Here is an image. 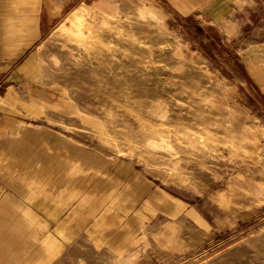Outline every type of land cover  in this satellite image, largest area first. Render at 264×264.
<instances>
[{
    "label": "rangeland",
    "instance_id": "rangeland-1",
    "mask_svg": "<svg viewBox=\"0 0 264 264\" xmlns=\"http://www.w3.org/2000/svg\"><path fill=\"white\" fill-rule=\"evenodd\" d=\"M187 1L42 0L39 36L11 61L29 7L2 0L0 143L33 131L47 153L75 147L107 185L83 206L70 187L21 196L38 238L0 264H264V92L251 77L264 0ZM6 162L0 204L21 198ZM121 167L146 184L138 197L116 185Z\"/></svg>",
    "mask_w": 264,
    "mask_h": 264
},
{
    "label": "crops",
    "instance_id": "crops-1",
    "mask_svg": "<svg viewBox=\"0 0 264 264\" xmlns=\"http://www.w3.org/2000/svg\"><path fill=\"white\" fill-rule=\"evenodd\" d=\"M41 1L42 0H17L18 10H20V7L24 4L29 7V12L27 14L25 13L23 20H19L18 23H16L18 24V29L16 28L17 35L21 32V36L24 38L19 37V40L22 41L14 43L17 52L13 57L11 56V61L19 57L32 41L39 36L37 26L39 21V3ZM187 2L191 1L188 0ZM183 6L188 10L189 5ZM2 7V0H0V12H2ZM47 8L49 13L52 12V5L48 2ZM8 35L11 37L12 34L9 33ZM1 38L0 36V42ZM2 59L6 60V56H2ZM34 61L35 54L31 55L24 65L32 64ZM5 70H7V66L0 68V73ZM251 77L261 84V88L264 92V66H258L256 71H252ZM46 142V136L35 134L33 131H26L21 140L0 143V156L7 161L4 167H2V181L7 187L12 189L20 197H25V194L31 193L34 187L42 186L48 191L53 190L57 196L60 194V189H67L70 187L78 192L81 191L86 193L84 199L80 201L79 206H83L91 197L93 198L99 193H102V191H105V186L107 185L106 180L99 182L95 180V176L92 173L97 171L98 168H101V165L99 163H94V158L90 153L84 151L77 152L75 147H68L69 151L67 144H65L62 150L56 149L57 152L47 153L45 146L46 144L48 145V143ZM59 151L64 153V158H66V155L69 153L75 161H78V164L80 161V165H69L67 160L60 159L62 157ZM79 166L80 168L77 169ZM84 167L91 170L90 174L86 177L80 175V177H76ZM122 169L126 172L128 171L125 167H121L120 174L117 173L119 183L116 182V185L122 186V184H125L124 189L128 190L130 196L133 195V197H138L145 191L146 184L142 183L140 180L132 179L125 182ZM21 171L23 172L21 173ZM22 200V197L18 201L16 200L17 202L6 198L0 204V263L7 258L10 260L15 259L22 250L29 247V241L27 240L28 234L34 235V242L38 238L37 231H29L27 227L28 222H33L34 218L27 212L23 205L24 203H21ZM123 234L124 231L113 232L112 241L118 243ZM52 244V238L45 239L43 242L35 245L36 249L33 250V254L39 255L45 250H50Z\"/></svg>",
    "mask_w": 264,
    "mask_h": 264
},
{
    "label": "bare ground",
    "instance_id": "bare-ground-1",
    "mask_svg": "<svg viewBox=\"0 0 264 264\" xmlns=\"http://www.w3.org/2000/svg\"><path fill=\"white\" fill-rule=\"evenodd\" d=\"M74 14L76 15V16H79V14H81L82 15V18H84V14H83V10L82 9H77L75 12H74ZM161 202L163 203H170V200H168V199H165V198H162V200H161ZM2 233V232H1ZM10 233V232H9ZM8 239V238H7ZM6 241V240H5ZM16 241H18V240H16ZM3 242H4V240H3ZM15 243V242H14ZM8 245L10 244V243H7ZM6 245V244H5ZM11 245V244H10ZM7 246V245H6ZM17 250V249H16ZM1 255V254H0Z\"/></svg>",
    "mask_w": 264,
    "mask_h": 264
}]
</instances>
